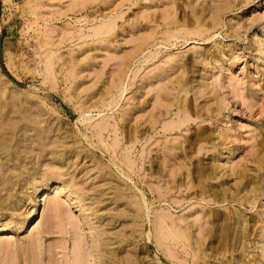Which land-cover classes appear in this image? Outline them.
I'll list each match as a JSON object with an SVG mask.
<instances>
[{
  "label": "rangeland",
  "instance_id": "374dc122",
  "mask_svg": "<svg viewBox=\"0 0 264 264\" xmlns=\"http://www.w3.org/2000/svg\"><path fill=\"white\" fill-rule=\"evenodd\" d=\"M1 84L54 151L5 166L35 175L0 207V264H28L41 230L44 264H262L264 0H0ZM46 173L63 191L42 200ZM162 214L190 238L173 258Z\"/></svg>",
  "mask_w": 264,
  "mask_h": 264
},
{
  "label": "bare ground",
  "instance_id": "6f19581e",
  "mask_svg": "<svg viewBox=\"0 0 264 264\" xmlns=\"http://www.w3.org/2000/svg\"><path fill=\"white\" fill-rule=\"evenodd\" d=\"M4 90L5 89L1 84L0 85V159H3L4 164H0V192L2 193L6 192L7 198L4 200V202L2 203L0 202V207L2 206L3 208V204H6L7 208L10 207L13 209H17V206L19 205L20 202L17 200V203H18L17 205L16 200L14 199L24 198L23 196H18V194L14 193V191L16 190V186L18 182L20 181V178L22 177L21 175L23 176L26 175V177H28V176L35 175V172L31 169H26V170L21 171L19 170V168H14V170H12L13 169L12 167L11 169L12 172L9 173L5 170V166L8 165L9 163H16L17 160L21 161L20 159L22 158L21 149L23 147H26L27 150L35 151L37 155H39V158H38L39 163H42L41 159L46 158L48 155L53 153L54 150H48L47 146H43L39 141H36V140L33 141L32 138L34 137L33 135L30 134L32 130L29 129L28 126L21 125V122L24 120V118L20 116L18 120L14 119V118H17L18 112L17 110L12 109L10 106L17 105L20 102V100H16L15 97L14 99L9 100V98L6 97V93ZM3 102L5 103V107L1 106L3 105ZM46 131L47 129L45 126L44 127L40 126L36 130V132L42 136L45 135ZM56 157H57L56 155H53V159H55ZM44 181L45 183H43L41 187H39V185L37 184L33 185V189L35 190V192L37 194L41 193V196L43 197L42 200L48 199V195H46L47 192H45V190L43 189L44 187L46 189L47 187H51L52 185H54V190H56V193L63 191L61 187L62 178L56 173H46L44 177ZM64 198H66L64 199V201L71 202L72 205L74 206L75 205L81 206V201H80L79 196H77V194L71 190L65 193ZM56 199L55 201L53 200V204L55 203L53 213L54 214L56 213V215H58L59 217H62L64 215V212L66 211L63 208V205H62L63 202L61 203L59 199L57 200ZM134 206L137 212H139L141 209V205L139 203H134ZM51 210H53V208ZM35 214H36V211L34 210L28 216L20 215L19 219L16 221V224H15L16 228L19 231H23L31 227L33 223L35 224V220L32 221V218L34 217ZM236 220L238 219L236 218ZM74 222L75 221L72 222L73 225L75 224ZM157 222H158L157 229L159 228L158 236H157L158 244L165 250V252L169 253L168 256L170 258H173L177 252V251L175 252L176 246L181 243H183L184 246L186 244L188 245L190 238L188 237L187 232L178 225V222H176L175 219H172L168 214L159 215L157 217ZM6 233L7 232H4L3 234H1V236L6 237L5 236ZM44 234H46L45 230H41V234H39L36 238H32L26 243L25 251L26 253L30 254L32 258L31 259L30 257H28V264H44L43 259L39 257V255L40 254L43 255V253H41L42 246L40 248L41 251H39L40 242H38V241H41V239L44 237ZM87 234H88V236H86L87 239H92V238L95 239V234H93L92 230H88ZM84 247L85 246H83V248ZM97 248H98L97 245H92V250L93 249L96 250ZM80 250H82V248H79V251ZM95 255L96 254L93 251L91 254H89L88 252L87 259L85 261H79L77 264H89V259L90 260L92 259L95 262ZM201 259L203 260L204 258H201ZM260 262L264 264V249H263V254H262Z\"/></svg>",
  "mask_w": 264,
  "mask_h": 264
}]
</instances>
